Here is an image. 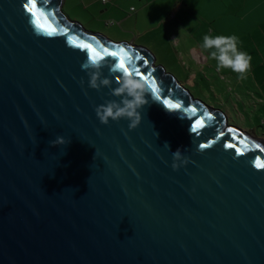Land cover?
I'll return each instance as SVG.
<instances>
[{
	"label": "water",
	"instance_id": "obj_1",
	"mask_svg": "<svg viewBox=\"0 0 264 264\" xmlns=\"http://www.w3.org/2000/svg\"><path fill=\"white\" fill-rule=\"evenodd\" d=\"M62 4L0 0V264H264V138ZM121 59L148 88L131 130L95 111Z\"/></svg>",
	"mask_w": 264,
	"mask_h": 264
},
{
	"label": "crops",
	"instance_id": "obj_2",
	"mask_svg": "<svg viewBox=\"0 0 264 264\" xmlns=\"http://www.w3.org/2000/svg\"><path fill=\"white\" fill-rule=\"evenodd\" d=\"M109 2L100 6V13L92 15L94 21L105 20V25L109 20L114 21L113 25H107L105 36L116 42L128 41L145 46L151 51L157 48L171 61L175 56L172 51L174 46L175 53L179 48L182 55L186 54L198 66L208 65L216 69V61L210 56L211 50L202 48L203 36L236 35L239 38V50L251 56L246 77L240 79L239 74L231 69L226 70L227 73L216 69L213 75L224 82H233L234 79L240 81V92L245 96L243 101L246 100L244 108L264 121V0ZM92 4L95 5L90 2ZM175 5L179 6L176 14L173 13ZM188 41L192 46L187 45Z\"/></svg>",
	"mask_w": 264,
	"mask_h": 264
},
{
	"label": "rangeland",
	"instance_id": "obj_3",
	"mask_svg": "<svg viewBox=\"0 0 264 264\" xmlns=\"http://www.w3.org/2000/svg\"><path fill=\"white\" fill-rule=\"evenodd\" d=\"M90 2L95 3V5H90ZM107 3H110L109 0L104 4L98 0H63L62 12L68 19L79 22L86 30L105 34L104 31L108 27L104 23L105 20L102 22L94 21L92 15L100 13V6ZM178 10L179 6L175 5L173 13L176 14ZM193 43L195 44L194 41ZM191 44L188 41L187 45L192 46ZM172 48L173 55H175L173 61L160 53L157 48L152 52L147 47L154 55L156 64L162 65L167 73L174 75L175 79L191 93L194 99L213 109L221 110L229 125L238 127L255 138L264 136V121H261L258 115L251 114L243 106L246 100L243 101L245 96L240 92V85H238L240 81L235 80V77H233L234 80L232 79L233 82L228 81L229 84L221 81L213 75V70L216 69H212L208 65L205 67L198 66L186 54L182 55L179 48L177 53L174 52L175 47L172 46ZM226 70L228 71V69H222L221 72L227 73Z\"/></svg>",
	"mask_w": 264,
	"mask_h": 264
},
{
	"label": "clouds",
	"instance_id": "obj_4",
	"mask_svg": "<svg viewBox=\"0 0 264 264\" xmlns=\"http://www.w3.org/2000/svg\"><path fill=\"white\" fill-rule=\"evenodd\" d=\"M202 48L211 50L210 56L216 61V69H231V71L239 74L240 79L246 77V73L250 69L251 56L239 50V38L236 35H209L203 36ZM93 69L90 77L89 86L99 90L101 87H110L111 80L107 77L101 78V65L98 61H91L84 66ZM119 69L114 66L111 71L115 72ZM119 85L111 91V95L120 97L119 102L116 100L107 101L105 104L99 105L95 111L97 118L102 124H108L109 120L118 121L122 118L129 120V129H134L141 121L140 109L148 104L145 98L148 88L144 80H137L129 73L124 72L116 81ZM69 142V141H68ZM51 144L64 143L63 137H57L51 141ZM169 147V146H168ZM182 152L177 149L173 153L174 160H180ZM183 162H187L185 159ZM173 169L177 164L173 163Z\"/></svg>",
	"mask_w": 264,
	"mask_h": 264
},
{
	"label": "snow or ice",
	"instance_id": "obj_5",
	"mask_svg": "<svg viewBox=\"0 0 264 264\" xmlns=\"http://www.w3.org/2000/svg\"><path fill=\"white\" fill-rule=\"evenodd\" d=\"M33 7H34V5H33ZM31 10V9H30ZM49 31H54V30H49ZM84 47H90V46H87V45H85ZM112 55H117L116 53H112ZM93 59H95V57H93ZM118 67L120 68V69H123V71L124 72H126V73H128V71H127V67H126V65H125V62H124V60L123 59H121V61H120V63H119V65H118ZM130 75H131V73H129ZM136 75H140V73H135ZM141 78L142 79H144V77H142L141 76ZM172 107H176L175 105H173Z\"/></svg>",
	"mask_w": 264,
	"mask_h": 264
},
{
	"label": "built area",
	"instance_id": "obj_6",
	"mask_svg": "<svg viewBox=\"0 0 264 264\" xmlns=\"http://www.w3.org/2000/svg\"><path fill=\"white\" fill-rule=\"evenodd\" d=\"M98 1H100L102 4H104L107 0H98ZM113 24H114V21H111V20L106 22V25H110L111 26Z\"/></svg>",
	"mask_w": 264,
	"mask_h": 264
}]
</instances>
